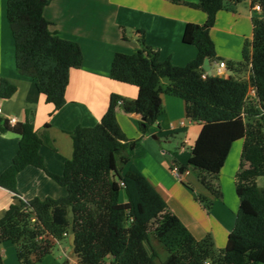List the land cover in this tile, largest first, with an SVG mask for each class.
Wrapping results in <instances>:
<instances>
[{"label": "trees", "instance_id": "trees-1", "mask_svg": "<svg viewBox=\"0 0 264 264\" xmlns=\"http://www.w3.org/2000/svg\"><path fill=\"white\" fill-rule=\"evenodd\" d=\"M206 13L204 24L189 22L183 40L198 48L197 57L185 66L162 61L158 49L148 45L145 31H136L141 48L117 52L111 78L136 85L138 96H110L100 122L78 126L70 132L73 155L62 174L45 166L40 152L50 144L39 133L31 117L11 124L0 119L2 131L20 134L17 154L0 175V186L15 193L16 201L0 218V245L16 244L20 264H36L50 254L55 244L76 233L75 264H256L264 263V0L261 12L253 16V37L243 47V59L229 64L232 74L208 75L204 60L216 57L211 28L217 13L243 0H172ZM50 0H7V18L15 43L17 71L32 77L46 101L60 109L66 103L70 72L81 67L83 52L77 41L63 38L44 17ZM123 36L125 27L121 26ZM167 89L185 102L186 115L201 123L187 163L173 165L181 175L196 172L213 197L223 196L220 174L233 143L243 140L236 189L240 199L236 221L227 245L216 247L212 236L198 239L181 218L169 209L166 199L133 162L138 140L129 138L121 127L117 108L142 115L140 130L150 131L164 110L161 80ZM250 88L255 96H249ZM17 87L0 80V97L9 98ZM44 169L67 189L60 198H21L17 176L27 166ZM124 191L127 201H121ZM201 198V199H200ZM199 199L209 207V197ZM73 206L75 219L69 216ZM0 264H5L0 251ZM61 264H72L69 260Z\"/></svg>", "mask_w": 264, "mask_h": 264}, {"label": "crops", "instance_id": "crops-1", "mask_svg": "<svg viewBox=\"0 0 264 264\" xmlns=\"http://www.w3.org/2000/svg\"><path fill=\"white\" fill-rule=\"evenodd\" d=\"M255 12L251 0H243L217 13L215 25L210 31L216 47V57L210 60L212 75L232 74L229 64L243 59L245 41L253 37ZM44 17L50 21L51 29L58 31L63 38L77 41L83 52L81 67L71 69L66 103L56 109L53 103L46 101V96L38 90L32 77L17 71L15 43L7 18V0H0V80L5 78L17 87L11 97H0V119L14 118L18 123L30 116L36 130L50 138V144H43L40 148L46 168L62 174L66 160L73 155L70 132L78 126L91 127L99 123L112 93L132 99L138 96L136 85L116 81L110 76L117 52L132 53L141 48L136 31H145L146 43L159 50L162 61L169 60L174 65L185 66L198 55L197 46L183 40L186 25L189 22L204 24L207 15L172 0H50L44 8ZM121 26L125 27L126 37ZM222 60L227 66L219 73L218 64ZM215 68L216 73L213 72ZM161 86L164 90V110L149 132L140 130L141 114L117 108L118 121L124 132L129 138L138 140L132 152L133 162L166 199L169 209L198 239L210 235L216 247L223 249L240 205L236 173L244 141L241 139L233 143L221 171V198L211 196L199 179L198 184L185 183L192 176V170L182 175L184 181L181 184L172 181L174 178L170 170L173 165L188 162L202 125L191 121L186 115L184 100L167 90L169 79H162ZM174 137L181 140L178 153L170 149ZM19 143V133L0 129V175L11 165ZM17 190L18 196L25 200L67 195L65 187L48 176L44 169L32 165L18 174ZM200 197H209L211 205L207 207ZM15 201V193L0 186V218ZM121 201H127L126 194ZM0 251L5 264H20L15 243L0 245ZM70 253L73 254L72 251ZM68 260L72 264L77 263L74 256H69ZM46 261L47 257L41 264Z\"/></svg>", "mask_w": 264, "mask_h": 264}, {"label": "rangeland", "instance_id": "rangeland-1", "mask_svg": "<svg viewBox=\"0 0 264 264\" xmlns=\"http://www.w3.org/2000/svg\"><path fill=\"white\" fill-rule=\"evenodd\" d=\"M257 15H258V13L257 12H255ZM216 68H215V70L213 71L214 73H216ZM179 139V140H178ZM172 141L174 142L171 146H170V149L172 150V151H174V152H179V143L181 142V140H180V138L179 137H174V138H172ZM175 142H177V143H175ZM176 144V145H175ZM164 146L165 147H167V145L166 144H164ZM189 146V145H188ZM193 171V174H192V176H190L189 178H188V181H184L182 178H183V176H181V177H177V176H175L174 175V173L170 170V173L172 174V177L174 178V179H172V181H174V182H176V183H178V184H181V182L182 181H184L185 183H188V182H190V183H193V184H198V176H197V174H196V172H194V170H192ZM171 184V183H170ZM259 184L260 185H263L264 184V177H261V178H259ZM173 185H175V183L173 184ZM124 196H125V192L124 191H122V194H121V197H122V199H124ZM71 250H72V248H71V245L69 244V236H67V237H65L64 239H62V240H60L59 242H57L56 244H55V246L52 248V250H51V252H50V254H48L46 257H47V261H46V263L45 264H60V263H63V262H65L66 260H68V257L69 256H74L73 254H71L70 252H71ZM45 257V258H46ZM44 258V259H45ZM43 259V260H44ZM43 260H42V262H43ZM70 261V260H69ZM36 264H41V262H37ZM257 264H263V263H257Z\"/></svg>", "mask_w": 264, "mask_h": 264}, {"label": "water", "instance_id": "water-1", "mask_svg": "<svg viewBox=\"0 0 264 264\" xmlns=\"http://www.w3.org/2000/svg\"><path fill=\"white\" fill-rule=\"evenodd\" d=\"M203 68L207 72L208 75H212L210 59L209 58H206L204 60ZM69 216L72 219V226H73L74 219H75V213H74L72 205L69 206ZM69 244L71 245L72 253H74L75 247H76V233L75 232H72L69 235Z\"/></svg>", "mask_w": 264, "mask_h": 264}, {"label": "built area", "instance_id": "built-area-1", "mask_svg": "<svg viewBox=\"0 0 264 264\" xmlns=\"http://www.w3.org/2000/svg\"><path fill=\"white\" fill-rule=\"evenodd\" d=\"M253 9L254 10H256L257 12H261V6L259 5V4H256L254 7H253ZM219 73H221L222 72V69L223 68H225L226 66H227V63L224 61V60H222V61H220L219 62ZM249 96H255V89L254 88H250V90H249ZM2 112V106L0 105V113ZM10 123H16V120L14 119V118H11L10 120ZM181 123H184V120H181ZM172 172L174 173V175L175 176H177V177H181L182 175H181V172H180V170H179V168L178 167H174L173 169H172ZM206 264H210L209 262H206Z\"/></svg>", "mask_w": 264, "mask_h": 264}, {"label": "clouds", "instance_id": "clouds-1", "mask_svg": "<svg viewBox=\"0 0 264 264\" xmlns=\"http://www.w3.org/2000/svg\"><path fill=\"white\" fill-rule=\"evenodd\" d=\"M207 73V72H206ZM10 120V119H9ZM12 124V123H11ZM14 124V123H13Z\"/></svg>", "mask_w": 264, "mask_h": 264}]
</instances>
